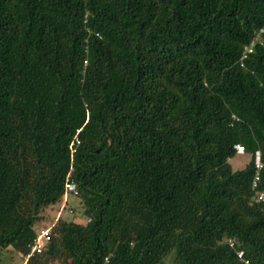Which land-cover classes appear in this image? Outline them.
<instances>
[{"label":"trees","instance_id":"16d2710c","mask_svg":"<svg viewBox=\"0 0 264 264\" xmlns=\"http://www.w3.org/2000/svg\"><path fill=\"white\" fill-rule=\"evenodd\" d=\"M257 172L264 0H0V257L264 264Z\"/></svg>","mask_w":264,"mask_h":264},{"label":"rangeland","instance_id":"374dc122","mask_svg":"<svg viewBox=\"0 0 264 264\" xmlns=\"http://www.w3.org/2000/svg\"><path fill=\"white\" fill-rule=\"evenodd\" d=\"M251 159L250 154L246 153H238L237 156L233 159H231L232 164L236 169L245 167L249 160ZM66 199L70 202V204H78L80 200L75 198L71 194H67L66 198H64L62 201H60L56 206L49 207L46 210L43 211L44 218L40 220L35 225V229L39 230L43 227H47L49 225H54L55 219L60 215H67L64 213V203ZM0 264H25V258L18 253L14 248L9 247L6 250L2 251L1 257H0ZM164 264H173V255H170L168 258H166Z\"/></svg>","mask_w":264,"mask_h":264},{"label":"built area","instance_id":"2783aa9c","mask_svg":"<svg viewBox=\"0 0 264 264\" xmlns=\"http://www.w3.org/2000/svg\"><path fill=\"white\" fill-rule=\"evenodd\" d=\"M249 50H252V49L249 48ZM236 148H237L238 153H244L245 152V148L241 144L236 145ZM256 166H257L258 170H260L263 166L262 161H261L260 151H257V153H256ZM258 180H259V173L257 172L255 179H254V182H253V187L255 188V190H256V186L258 184ZM66 188L68 191H74V190H76V184L73 181H68L66 183ZM255 196L259 202H264V191L263 190H256ZM51 236H52V225H49L47 227H43V228L37 230V234H36V237L34 239V243L32 245V248H31L30 252L27 254V256L25 257V264H26L27 260L30 257H32V255H34L36 252H42L44 250L47 243L51 240ZM243 254H244V252L240 251L239 257L242 258ZM246 262L248 263V260H246Z\"/></svg>","mask_w":264,"mask_h":264}]
</instances>
